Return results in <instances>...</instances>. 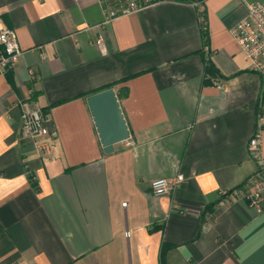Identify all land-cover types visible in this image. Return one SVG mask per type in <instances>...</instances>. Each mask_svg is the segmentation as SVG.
<instances>
[{
	"label": "crops",
	"instance_id": "0c3cea01",
	"mask_svg": "<svg viewBox=\"0 0 264 264\" xmlns=\"http://www.w3.org/2000/svg\"><path fill=\"white\" fill-rule=\"evenodd\" d=\"M248 1L204 0L206 44L192 0L105 24L100 0H0L22 49L0 72V264H161L164 244L165 264H264V131L256 184L249 149L262 80L230 33ZM110 84L130 137L107 153L88 98ZM25 99L48 116L53 156L21 135Z\"/></svg>",
	"mask_w": 264,
	"mask_h": 264
},
{
	"label": "built area",
	"instance_id": "2783aa9c",
	"mask_svg": "<svg viewBox=\"0 0 264 264\" xmlns=\"http://www.w3.org/2000/svg\"><path fill=\"white\" fill-rule=\"evenodd\" d=\"M162 0H100L104 9V24L113 19L137 13L150 5ZM200 12V22L203 29H206V19L203 15L204 0L194 2ZM230 33L237 41L241 50L250 63V69L258 73L262 80L261 104L259 106L257 127L249 142L251 157L258 162V171L251 177V181H256L263 177L261 147L262 135L264 131V0L246 2L245 15L235 22ZM99 45L104 44L103 35L97 40ZM22 49L20 47L15 29L8 26H0V72L5 73L15 67ZM216 85H221L219 76L212 78ZM21 107V135L25 139L34 141L36 148L49 156L55 154V145L51 141L52 133L48 127V116L42 106L32 99H25L20 102ZM184 179L183 175H178L175 179L156 178L151 182V188L155 196H162L171 192ZM264 179V178H263ZM261 181L264 184V181ZM260 187L248 195L252 204L260 199ZM243 194L242 189H235L228 192V196L234 197L235 194ZM36 264V263H33Z\"/></svg>",
	"mask_w": 264,
	"mask_h": 264
},
{
	"label": "water",
	"instance_id": "95a60500",
	"mask_svg": "<svg viewBox=\"0 0 264 264\" xmlns=\"http://www.w3.org/2000/svg\"><path fill=\"white\" fill-rule=\"evenodd\" d=\"M104 151H113L114 145L127 140L130 130L118 96L113 87L98 91L88 98Z\"/></svg>",
	"mask_w": 264,
	"mask_h": 264
},
{
	"label": "trees",
	"instance_id": "16d2710c",
	"mask_svg": "<svg viewBox=\"0 0 264 264\" xmlns=\"http://www.w3.org/2000/svg\"><path fill=\"white\" fill-rule=\"evenodd\" d=\"M192 1H200V0H192ZM205 19H206V25H207V17H206V13H205V10H204V13H203ZM203 29V28H202ZM203 34H204V37H205V43L208 44V37H207V26H206V29H203ZM204 72L206 75H208V77L212 78V76L214 75H217L219 74L218 72V69L215 65V63L209 58L205 61V68H204ZM112 85H106L105 87H102L101 89H99L98 91H101V90H104L106 88H109L111 87ZM97 92V91H96ZM32 178V176H31ZM34 184H36V181H34ZM242 186L236 188V189H241ZM235 190V189H234ZM233 191V190H232ZM231 192V191H230ZM169 246L164 244L162 246V249H161V264H165V261H164V256H165V253H166V250Z\"/></svg>",
	"mask_w": 264,
	"mask_h": 264
}]
</instances>
